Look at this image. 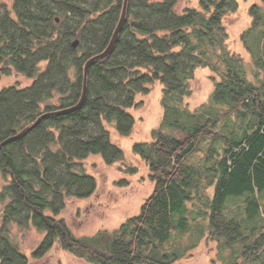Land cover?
I'll list each match as a JSON object with an SVG mask.
<instances>
[{
  "label": "trees",
  "instance_id": "obj_1",
  "mask_svg": "<svg viewBox=\"0 0 264 264\" xmlns=\"http://www.w3.org/2000/svg\"><path fill=\"white\" fill-rule=\"evenodd\" d=\"M177 1L127 0L113 50L89 68L82 104L42 118L2 146L0 264L29 262L11 237L14 225L43 232L32 258L57 244L90 264H173L207 236L227 251L225 264H264V0L250 5V24L239 36L249 61L230 49L225 25L239 0H197L181 13ZM123 2L2 5L0 74L14 70L31 83L0 88V142L41 114L78 103L84 64L108 46ZM200 67L213 73L214 87L190 108ZM154 82L162 85L161 120L149 141L132 146L147 165L151 194L118 228L76 236L57 216L67 199L96 191L82 161L99 155L111 165L123 158L109 125L128 136L136 96Z\"/></svg>",
  "mask_w": 264,
  "mask_h": 264
},
{
  "label": "rangeland",
  "instance_id": "obj_2",
  "mask_svg": "<svg viewBox=\"0 0 264 264\" xmlns=\"http://www.w3.org/2000/svg\"><path fill=\"white\" fill-rule=\"evenodd\" d=\"M254 2L258 1L239 0L237 12L225 18L230 49L240 53L247 61L250 58L239 36L250 24L248 8ZM11 4L12 0H0V12L2 5L10 7ZM196 5L197 0H178L176 10L181 13L185 7ZM212 76L213 73L208 68L200 67L196 70L191 83V95L186 99L190 108L198 107L207 101L214 87ZM30 83V78L14 70L9 74H0V88L11 85L23 87ZM146 88V93L136 96L140 105L130 109L135 118L132 132L128 136H120L114 127L109 125L111 140L123 150V158L111 165L106 164L99 155H90L82 161L85 170L96 179V191L85 199H67L65 208L57 216L66 221L76 236L94 235L99 231L118 228L128 217L139 212L140 206L153 190L154 183L149 179L147 165L132 150L135 142L151 139V131L158 126L162 117V85L154 82L147 84ZM4 183L5 179L0 174V190ZM5 202L6 200H0V212ZM191 234L192 232L182 237L183 245L189 242ZM11 237L28 257V264H90L61 249L57 244L42 258H32L31 252L43 237V232L34 226L14 225ZM226 254L227 251L220 249L217 241L204 236L173 264H225L221 257Z\"/></svg>",
  "mask_w": 264,
  "mask_h": 264
},
{
  "label": "water",
  "instance_id": "obj_3",
  "mask_svg": "<svg viewBox=\"0 0 264 264\" xmlns=\"http://www.w3.org/2000/svg\"><path fill=\"white\" fill-rule=\"evenodd\" d=\"M126 5H127V0H124L122 12H121V15H120V19L118 21V24H117V26H116V28H115V30L113 32V35L111 37V40H110L108 46L106 47V49L104 51H102L101 53H98V54L90 57L85 62V64H84V67H83V89H82V96H81L80 100L78 101V103L76 105L71 106V107H68V108L59 109V110H55V111L46 112V113L41 114L32 124L26 126L25 128H23L18 133L14 134V135L6 138L2 142H0V149L5 144H7L9 142H12V141H15V140H18V139L24 137L30 129L34 128L40 122V120L42 118H44L46 116L62 115V114L69 113L71 111L76 110L82 104V102L84 101L85 95H86V79H87V74H88L89 68H90L91 64L94 61L106 57L113 50V48L115 46V43H116L117 36H118V34L120 32V29H121L122 24H123L124 19H125V15H126ZM56 21H58V18H56ZM78 43H79V41L77 39L74 40L73 43H72L73 47H77Z\"/></svg>",
  "mask_w": 264,
  "mask_h": 264
}]
</instances>
